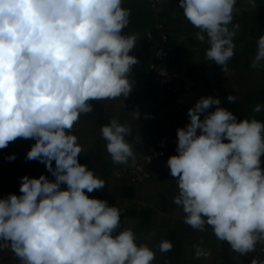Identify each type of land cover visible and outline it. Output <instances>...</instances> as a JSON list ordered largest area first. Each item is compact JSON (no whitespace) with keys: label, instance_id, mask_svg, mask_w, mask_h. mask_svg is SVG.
<instances>
[{"label":"clouds","instance_id":"obj_1","mask_svg":"<svg viewBox=\"0 0 264 264\" xmlns=\"http://www.w3.org/2000/svg\"><path fill=\"white\" fill-rule=\"evenodd\" d=\"M247 2L256 7L255 0ZM236 5L237 0H179L184 17L198 29L195 38L209 45L205 60L225 73L235 54ZM130 15L122 0H0V149L17 138L35 139L26 159L44 163L55 178L25 175L21 195L0 198V250H11L19 264L155 260V251L137 244L131 228L117 234L120 208L86 194L103 190L105 181L79 162L84 148L71 134L81 115L93 111L90 101L133 91L130 74L139 61L130 53L139 37L123 34ZM261 62L264 35L252 67ZM227 100L237 97L229 94ZM220 104L219 98L201 97L188 109L190 123L177 129L178 155L167 160L178 186L172 203L182 208L185 224L198 231L211 226L218 240L246 255L264 244V122L238 121L223 107L208 111ZM100 131L113 163L135 164L134 145L125 139L128 124L112 119ZM158 248L168 252L173 244L161 240ZM195 256L211 252L197 245Z\"/></svg>","mask_w":264,"mask_h":264},{"label":"crops","instance_id":"obj_2","mask_svg":"<svg viewBox=\"0 0 264 264\" xmlns=\"http://www.w3.org/2000/svg\"><path fill=\"white\" fill-rule=\"evenodd\" d=\"M255 4L253 8L247 0H237L239 12L233 20L234 24H239L234 37L235 54L228 61L225 73L221 66L205 60L209 45L195 38L198 29L184 17L179 0H161L156 8H152L148 0H122V6L131 9L130 23L123 34L135 33L139 37L130 53L139 61L130 74V79L134 80L133 91L116 100L90 101L93 111L81 115L71 134L78 137L84 148L79 162L105 181L103 190L86 194L120 208L121 223L117 234L124 228H131L137 244H147L155 251L152 264H165L166 261L168 264H251L253 258L264 259L258 252V244L256 251L241 255L233 251L227 241L218 240L211 226L206 225L205 231H198L185 224L182 208L172 203L178 186L167 167L168 158L178 155L177 129L190 123L188 109L201 97L220 99L221 104L213 105L208 111L223 107L232 111L238 121L255 118L264 122V107L260 112L253 111L256 105L264 106V62L258 69L252 67L257 41L264 35V0H255ZM163 34L168 35L166 46L170 64L179 75L175 83L177 93L170 88L158 90L148 72ZM229 94L236 96L237 101L229 102ZM112 119L131 128L125 139L134 145V165L131 160L127 165L115 164L107 153L100 129ZM161 137L168 139L166 157L150 167L149 179L138 183L118 176L133 169ZM35 142L31 138H17L7 148L0 149V198L21 195L20 183L25 175L30 178L46 176L44 163L26 159ZM13 155L15 159H6ZM261 168L264 169V155ZM165 239L173 248L160 252L158 244ZM197 245L210 251L211 256L196 258ZM0 264H19V259L11 250H0Z\"/></svg>","mask_w":264,"mask_h":264},{"label":"built area","instance_id":"obj_3","mask_svg":"<svg viewBox=\"0 0 264 264\" xmlns=\"http://www.w3.org/2000/svg\"><path fill=\"white\" fill-rule=\"evenodd\" d=\"M152 8L160 3L161 0H148ZM168 42V35L163 34L161 37V45L157 47L155 51L154 61L148 66V72L151 79L158 90L170 88L174 93H177L175 83L179 77L178 73L173 70L170 64V53L166 44ZM161 70L165 74H161ZM168 148V139L161 137L156 143L154 148L143 154L142 159L137 163L133 169L125 173H119L118 176H125L131 181L144 183L150 177V167L156 163L162 162L166 157V150ZM55 163L53 162V168ZM46 177L54 181V177L51 172L46 168ZM62 188H66V185H62ZM258 252L264 255V244H258Z\"/></svg>","mask_w":264,"mask_h":264}]
</instances>
